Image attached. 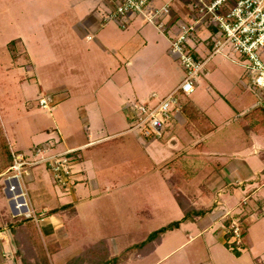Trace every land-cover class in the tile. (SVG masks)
I'll return each instance as SVG.
<instances>
[{
  "label": "crops",
  "instance_id": "1",
  "mask_svg": "<svg viewBox=\"0 0 264 264\" xmlns=\"http://www.w3.org/2000/svg\"><path fill=\"white\" fill-rule=\"evenodd\" d=\"M166 1L150 0L154 6ZM188 3V0H181L171 5L170 15L163 18L166 30L162 33L145 22L141 15L131 16L124 29L113 20H105V15L113 7L108 0H35L30 6V15L20 20L25 25H17L20 26V34L13 40L23 43L24 57L35 67L32 55L39 53L38 57L42 60L40 62L44 64L41 66L37 63L39 78L36 71V81L62 92L58 97L61 101L56 113L63 123L61 125L59 121L57 125L53 120V125L50 126L63 132L65 129L71 130L68 131L70 138L63 142L60 150L78 151V148L92 146L89 153L94 152L89 156L99 168L93 173L89 172V176H92L87 182L90 190L98 192L100 187L109 190L110 185H103V176L111 177L115 183L123 170L132 166L133 155H128V150L123 151V147H131L132 144L130 140L122 138L128 130L124 107L131 102L130 99L148 102L151 94L164 96L182 81L183 69L168 48L170 37L177 31L176 20L191 21ZM27 24H33V30L39 38L45 34L48 36L47 42L41 39L45 45L37 48V52L35 49L32 52L29 48L28 40L32 39L26 33ZM214 30L211 26L197 25L189 44L193 46L197 57L204 60L202 72L197 77L193 91L189 95L181 93L177 97L180 110L172 125L167 128V136L161 140L162 143L153 144V148L145 154L158 165L159 173L165 179L177 205L178 196L194 209L205 210L202 215L183 219L184 213L178 205L182 217L175 219L180 222L174 229L183 226L187 231L190 226L183 223L191 221L207 234L206 245L216 250L218 256L211 255L208 258L210 263L240 264L238 259L241 254L236 256L226 247L228 219H223L221 208L224 205L229 210L240 209L243 206L239 205V200L245 198L246 208L251 202L255 204L252 214H264V91L248 85L243 68L234 62L239 59L238 54L228 48L209 54L211 43L208 36ZM50 45L55 46L52 52L47 47ZM262 56L264 57V49ZM93 87V101L89 102L85 88ZM43 93L41 89L38 90V96ZM76 117L89 125L85 127L83 135L71 129ZM59 124L63 129H60ZM8 148L10 150L12 147ZM73 165L77 181L83 178L88 180L86 168L90 165H85V169L77 164ZM44 170L48 176L44 174ZM8 173V167L0 170V195L5 201L12 193L9 186L16 184L15 180L10 179L11 175L5 178ZM200 173L207 185L201 183L197 194L194 190L192 193H182L180 188ZM33 178V185L52 197L49 186L54 182L49 171L42 167L33 168L32 176L29 173L23 180H34ZM254 194L259 196L252 201ZM86 196L87 193L83 192L72 193L70 201L60 202L46 209L39 207V212H34L30 224L39 225L41 230L45 228L46 243L55 247L51 256L63 246L70 245V231L76 236L82 230L76 223L72 226L78 213L70 202H80ZM234 198L235 201H232ZM60 206L64 207L54 213L48 212ZM43 211L47 212L44 217ZM251 223L252 221L249 225ZM5 224L4 219L0 226V239L3 238V242L0 240L1 249L6 246L5 240L9 238V234L4 231ZM214 227L212 235L209 234V230ZM247 229L248 227L245 230V247L250 244ZM164 234L152 244L151 251L148 248L149 252L143 255H135L131 251L122 264L128 261L134 263L148 256L161 243ZM263 237L259 235L257 238ZM84 246L87 245H81L71 257L77 255ZM227 253L234 258H228ZM71 257L58 264H64ZM251 259L255 264L258 262V257ZM200 260L196 258L191 261L200 264ZM157 262L160 263L159 260ZM5 263L4 256L0 253V264Z\"/></svg>",
  "mask_w": 264,
  "mask_h": 264
},
{
  "label": "rangeland",
  "instance_id": "2",
  "mask_svg": "<svg viewBox=\"0 0 264 264\" xmlns=\"http://www.w3.org/2000/svg\"><path fill=\"white\" fill-rule=\"evenodd\" d=\"M34 1L0 0V139L2 141L5 139L6 144L12 147V151L15 153H23L26 158H29L28 154L33 150V147L44 143L50 145V151L58 152L63 148V142H67L70 138L68 131H71L68 127V130L65 129V132L57 128H51L53 120L55 124L59 121H61V125L63 123L58 117V113H56L58 104L61 101L59 100V96L62 92L36 81V71L38 72L39 78L37 63L44 66L40 62V57H38L39 53H32V61L36 65L35 70L33 63L24 57L23 43L21 44L16 40L13 44L9 45V40H13L19 36L20 26L17 25H22L24 22H20V20L30 15L29 9ZM172 4L170 3V6ZM27 25L26 33L32 39L28 40L29 48L31 51L34 49L36 51L41 45H45L42 40L47 42L48 36L45 34L39 38L38 34L33 30V24ZM31 41L32 46H30ZM47 47L50 52L55 49L53 45ZM44 49L42 48V50ZM49 51L48 53H50ZM34 55H36L38 60ZM39 89L44 94L51 95L56 101L54 108L50 112H47L38 105L37 97H39ZM94 89L95 87L85 88V91H88L86 99L89 102L93 101ZM88 93H90V97H88ZM179 94L181 92L176 93L175 96L179 97ZM158 99L160 97L150 99L147 102L148 106L151 107ZM133 100L135 99H130V101ZM137 101L140 102V100ZM125 109L126 107H124ZM74 121L75 123L71 129H75L76 132L79 131L80 135L85 134L84 129L85 127H89V125L78 117ZM129 125L130 123L127 120L126 129L129 128ZM170 125H172V122L168 124V128ZM60 129H63V127L61 126ZM122 138L126 141L130 140L131 147L129 145L128 148L123 147V151H130L128 155L132 154L134 161L131 167L123 170L120 179L115 183L111 177L106 178L105 175L103 176L105 178L103 185L105 183L110 185L111 188L109 190L101 187L98 192L89 189V178H92V176H89V172L93 173L99 167L96 163L93 164L89 156L91 152H94L91 151L89 153L92 146H84L78 148V151L73 154V158L75 159L74 164L82 166L83 169H85V165H90V167L86 168L88 180L83 178L77 181L70 191H65L52 183L49 186V189L52 190V197H49L42 189L33 185V182H35L34 178V180L31 179L29 181L22 180V182L20 181V186L26 207L21 209V211L13 207L12 202L14 199H12V195L7 197L6 201L0 195V226H2V221L5 219L4 231L7 235L9 234V238L5 240L6 246L4 248L2 247V249L0 246V253L4 256L5 264H21L19 258L15 255L16 248L13 243L12 234L10 231L8 232L9 228L7 225L8 222L13 220L14 215L32 216L33 218L34 212L36 214L39 212V207L46 209L58 205L60 202L70 201V194L72 193L80 194V192H83L88 195L81 199L80 202H70L78 213L72 226H75L76 223L82 230L76 236H74V232L70 231V238L68 239L70 245L63 246L59 252L52 256L49 255L48 264H58L60 261L77 253L81 245L85 244L88 246L101 239L106 240L109 253L115 255L123 247L145 238L150 231L157 229L165 223H169V221L182 217V212L176 200L173 198L165 179L159 173L158 165L145 154V152L153 148V144L162 142H145L139 137L137 130H127L124 132ZM82 161L83 163H81ZM37 167L45 169L44 165L27 167L28 174L30 173L32 176L33 168ZM11 174L9 172L5 178ZM44 174L48 176L46 172ZM3 177H1V181ZM206 182L202 178V173H200L191 181L185 183L180 190L184 194L192 193L194 190L195 194H197L200 189L199 185ZM4 183L6 184V180ZM257 196L259 194H254L252 201ZM77 197L80 196L77 195ZM232 201H235V198ZM242 202H247V200L242 198L239 200V205H242ZM222 206L227 208V206ZM242 206L240 209H236L235 212L230 209V213L223 217L225 219L233 216L237 211L245 215L251 213V215H246L252 221L247 229L250 244L241 250V255L238 260L240 264H255L251 258L258 257L256 264H264V214H252L255 208V204L252 202L247 208L245 205ZM43 212L44 217L47 215V212ZM37 217L39 218V216ZM183 224H188L190 228L185 231L183 226H181L178 229L165 232L161 243L152 253L137 262L133 263L132 261H128L125 264H155V262L157 264H194L191 260L196 258L201 259L200 264H212L208 261V258L211 255H218L215 248L211 249L206 245L207 234L197 228L195 224H192L191 221H186ZM36 226L38 227L36 228ZM36 226L34 228H36L42 240L40 241L42 243L41 250L45 253L43 247V243H46L45 228L41 230L39 225ZM214 229L215 227L209 230L208 233L212 235V230ZM30 231L32 232V230ZM61 231H63L62 228ZM259 235H262L263 238H257ZM0 240L3 242V238ZM228 243L230 244L231 241H228ZM149 244L150 246L152 244L154 245L155 241ZM146 247L147 245L143 249ZM132 253L137 254L136 250L132 251ZM227 257L234 258L230 253H227ZM162 258L163 260H161ZM41 263L44 264L43 260Z\"/></svg>",
  "mask_w": 264,
  "mask_h": 264
},
{
  "label": "built area",
  "instance_id": "3",
  "mask_svg": "<svg viewBox=\"0 0 264 264\" xmlns=\"http://www.w3.org/2000/svg\"><path fill=\"white\" fill-rule=\"evenodd\" d=\"M113 5L111 11L105 15V20H113L124 29L128 25L129 18L133 15H141L145 22L152 24L159 32L166 30L163 20L171 13L170 3L181 0H167L166 3L154 6L150 0H108ZM188 9L193 22L176 20L177 31L170 37L169 53L179 62L183 69L182 81L169 93L161 96L151 107L147 102L131 101L126 104V116L130 125L128 130H137L139 137L145 142L161 141L168 134L169 123H173L176 114L180 110L176 93L189 95L193 89L199 73L202 72L204 60L197 57L189 40L196 27L203 24L205 27L215 28L209 34L211 43L210 55L228 48L239 55L234 62L241 65L248 85L256 90L264 91V0H188ZM157 96L151 94L150 98ZM56 104L51 95L40 94L38 105L50 112ZM166 135V136H165ZM49 144H41L33 147L29 152V158L23 153H15L10 149L12 163L8 167L10 178L16 184H11L9 190L16 186L19 193L20 181L28 174V168L44 165L49 171L56 186L65 191H70L77 183L74 170V158L72 154L76 149L50 151ZM28 167V168H27ZM24 199V198H23ZM25 204V201H24ZM242 205L245 202L241 203ZM223 217L230 210L223 207ZM235 212V211H234ZM233 215V214H232ZM237 215V216H236ZM226 229L230 234V241L236 246H242L245 242V230L249 226L251 218L241 212L229 216ZM250 219V221H249Z\"/></svg>",
  "mask_w": 264,
  "mask_h": 264
},
{
  "label": "trees",
  "instance_id": "4",
  "mask_svg": "<svg viewBox=\"0 0 264 264\" xmlns=\"http://www.w3.org/2000/svg\"><path fill=\"white\" fill-rule=\"evenodd\" d=\"M14 41L15 40L10 41L9 45L13 44ZM11 163L12 157L8 145L5 141L0 139V170L3 171L5 168L9 167ZM177 202L184 213L183 219L187 217L199 216L205 212V210L202 209H194L189 204H187L182 197L177 196ZM63 207L64 206L53 208L48 210V212L54 213ZM31 220L32 216L20 215L14 216L13 220L7 224L12 234L13 243L16 248L15 255L19 258L21 264H42V260L44 264H48L47 261L49 255L54 253L55 247L50 243H43L45 253L42 252V243L40 242L42 240L40 235H38L36 228H34V225L30 224ZM179 222L180 221L178 220H174L158 227L153 231H150L143 240L124 247L115 255H111L109 253L105 239L98 240L94 244L84 246L77 255L69 258L64 264H122L127 260L131 251L136 250L138 255H143L151 251L152 245L143 249L144 246L150 245V242L157 241L166 231L177 228L179 226ZM30 230H32V232ZM229 235L230 234L228 232L225 243L226 247L234 255L239 256L241 254V250L245 247V244L243 243L240 247L236 246L234 243L229 244ZM148 248L151 249L148 251Z\"/></svg>",
  "mask_w": 264,
  "mask_h": 264
},
{
  "label": "bare ground",
  "instance_id": "5",
  "mask_svg": "<svg viewBox=\"0 0 264 264\" xmlns=\"http://www.w3.org/2000/svg\"><path fill=\"white\" fill-rule=\"evenodd\" d=\"M16 189V186H15ZM14 187L11 188V195H12V199H14V201L12 202V205L14 208H16L18 211H21V209L25 208V204H24V200L21 199L22 195L19 193V190H15Z\"/></svg>",
  "mask_w": 264,
  "mask_h": 264
}]
</instances>
